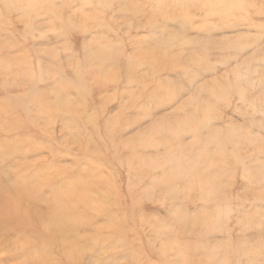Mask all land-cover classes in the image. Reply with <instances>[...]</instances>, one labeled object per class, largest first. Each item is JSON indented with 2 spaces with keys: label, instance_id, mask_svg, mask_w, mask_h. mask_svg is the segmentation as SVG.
Wrapping results in <instances>:
<instances>
[{
  "label": "rangeland",
  "instance_id": "1",
  "mask_svg": "<svg viewBox=\"0 0 264 264\" xmlns=\"http://www.w3.org/2000/svg\"><path fill=\"white\" fill-rule=\"evenodd\" d=\"M159 1L0 0V264H264V0Z\"/></svg>",
  "mask_w": 264,
  "mask_h": 264
},
{
  "label": "bare ground",
  "instance_id": "2",
  "mask_svg": "<svg viewBox=\"0 0 264 264\" xmlns=\"http://www.w3.org/2000/svg\"><path fill=\"white\" fill-rule=\"evenodd\" d=\"M155 1H156V0H155ZM157 1H158V0H157ZM160 1H162V0H160ZM160 1H159V2H160ZM204 1L207 2V0H204ZM214 1H218V3L215 4L214 7H212V8H213V9H217L219 12L222 11V12H224V13H230L232 10H235V11H236V10L239 11V10H241V9H244V10H245L247 6L251 5V4H249V3H247L248 5H246L245 3L242 2V0H226V1H224V0H214ZM224 2H226V3H224ZM157 3H158V2H156V4H157ZM163 3H164V2H163ZM166 3H167V2H166ZM222 3H223V4H222ZM260 3H261V2H260ZM221 4H222V5H221ZM261 5H262V4H261ZM160 6H163V5L161 4ZM253 6H254V5H253ZM158 7H159V5H158ZM161 8H164V7H161ZM262 8H263V7H262ZM249 11H250V9H249ZM256 11H257V10H256ZM174 12H175V11H174ZM181 12H182V11H181ZM222 12H221V13H222ZM236 12H237V11H236ZM252 12H253V11H252ZM177 13H178V11H177ZM246 13H247V12H246ZM254 13H255V12H254ZM178 14H179V13H178ZM180 14H181V13H180ZM248 14H249V13H248ZM185 15H186V14H185ZM185 15H184V16H185ZM178 16H179V15H178ZM180 16H181V15H180ZM186 16H187V15H186ZM244 17H245V16H244ZM176 19H177V17H176ZM101 42H102V41H101ZM105 42H106V41H105ZM100 48H103V49H104V45H103V47L101 46ZM153 48H154V47H153ZM91 49H92V48H91ZM154 49H155V48H154ZM154 49H148V50L144 51L142 57H144V58L151 57V58H152L151 62H153L152 65H153V64H154V65H155V64L157 65V64H159L158 62L161 61V60H160V59H161V55H159L160 53L157 54V53L154 51ZM87 50H88V49H87ZM97 50H98V49H97ZM83 51H84V50H83ZM85 51H86V50H85ZM85 51H84V52H85ZM98 51L101 52L100 50H98ZM102 51H105V49L102 50ZM96 52H97V51H96ZM203 53H204V52H203ZM84 54L86 55V53H84ZM102 54L104 55V53H102ZM82 55H83V54H82ZM87 55H90V54L87 52ZM87 55H86V56H87ZM100 55H101V54H100ZM205 55H206V52H205ZM98 56H99V55H98ZM108 56H109V55H108ZM108 56H107V59H108ZM194 56H195V55H194ZM99 57H100V56H99ZM99 57H98V58H99ZM105 57H106V55H105ZM101 58H102V59H101ZM103 58H104V57L102 56V57L99 58V60L101 61V60H103ZM77 59H79V58H77ZM77 59H76V60H77ZM87 59L89 60V58H87ZM104 59H105V58H104ZM141 59H142V58H141ZM192 59H193V58H192ZM8 60H9L8 62H10V59H8ZM13 60H15V59H13ZM97 60H98V59H97ZM162 60H164V59H162ZM196 60H197V59H196ZM103 61H104V60H103ZM106 61H107V60H106ZM197 61H198V60H197ZM77 62H78V61H77ZM98 62H99V61H98ZM101 62H102V61H101ZM189 62H190V61H189ZM79 63H80V62H79ZM79 63H78V65H79ZM88 63H90V65L94 64V63H91V62H88ZM86 65H88V64H86ZM76 67H77V66H76ZM85 67H86V66H85ZM85 67H84V69H85ZM90 67H91V66H90ZM109 68H110V67H109ZM86 69H87V67H86ZM88 69H89V66H88ZM88 69H87V70H88ZM90 69H93V67L90 68ZM97 69H99V68H97ZM97 69H96V70H97ZM24 70H25V69H24ZM96 70H95V71H96ZM98 71H99V70H98ZM93 74H94V73H93ZM95 75H96V73H95ZM165 79H166V78H165ZM160 80H161V79H160ZM162 80H163V83L166 82V81H164V79H162ZM167 82H169V81H167ZM167 82H166V83H167ZM171 83H172V82H171ZM159 84H162L161 81H159ZM165 85H167L166 88H165V90H164V91L166 92V89L168 88V84H165ZM172 85H173V83H172ZM161 86H163V85H161ZM157 89H159V88H157ZM168 89H169V88H168ZM171 89H172V88H171ZM54 91H55V90H54ZM56 91H57V90H56ZM160 91H161V89H160ZM167 91H168V90H167ZM156 92H159V91L156 90ZM156 92H154V95H155ZM34 94H35V93H34ZM34 94H33V96H34ZM39 94H40V93H39ZM42 94H45V92L41 93L40 95H42ZM46 94H47V93H46ZM28 95H29V94H28ZM37 95H38V93H37ZM159 95H161V94H159ZM33 96H31V99H32ZM150 96H151V95H150ZM150 96H149V97H150ZM163 96H164V95H163ZM37 97H39V96H37ZM47 97H48V96H47ZM158 97H160V96H158ZM35 98H36V97H35ZM162 98H164V97H162ZM41 99H42V98H41ZM41 99H40V100H41ZM48 99H49V98H48ZM51 99H52V98H51ZM154 99H155V98H154ZM21 100H22V99H21ZM21 100H20V101H21ZM52 100H53V99H52ZM23 101H24V100H22V102H23ZM37 101H38V100H37ZM41 101H42V100H41ZM50 101H51V100H50ZM152 101H153V100H152ZM39 102H40V101H39ZM44 102H49V100L47 101V100L45 99ZM199 102H200V101H199ZM1 103H2V102H1ZM3 103H4V102H3ZM49 103H53V102H49ZM4 104L6 105L7 103H4ZM41 104L43 105L42 102H41ZM45 104H46V103H45ZM54 104H56V103L54 102ZM2 105H3V104H2ZM51 105H52V104H51ZM9 106H10V105H9ZM45 106H46V105H45ZM45 106H44V108H45ZM25 107H27V106H25ZM51 107L53 108V106H51ZM49 108H50V107H49ZM52 108H51V109H52ZM55 108H56V107H55ZM45 109H46V108H45ZM40 110H41V109H40ZM57 110H59V109H57ZM38 112H39V111H38ZM55 112H56V110H55ZM58 112H59V111H58ZM58 112H57V113H58ZM55 114H56V113H55ZM190 119H191V118H189L188 120H190ZM192 122H193V120L190 121V122L187 121L188 124L186 123V126L188 125V129H190V131L194 128L193 133H195V132L197 133V131H196V127H197L198 124H200V123L196 122V125L193 126V128H191V123H192ZM70 125H71V124H70ZM184 127H185V126H184ZM186 128H187V127H186ZM184 129H185V128H184ZM167 133H168V132H167ZM251 134H252V133H251ZM167 136H168V135H167ZM248 136H249V135H248ZM248 136L246 135L245 137H248ZM138 139H139V138H138ZM148 139H149V137H148ZM169 139H170V138H169ZM149 140H150V139H149ZM166 140H167V139H166ZM174 140H175V139H174ZM241 140H242V139H241ZM151 141H152V140H150L149 143H151ZM171 141H172V140H171ZM153 142H154V141H152V143H153ZM165 142H166V141H165ZM168 142H170V141H168ZM173 142L175 143V141H173ZM147 143H148V142H147ZM166 143H167V142H166ZM136 144H137V143H136ZM141 144H142V143H141ZM172 144H173V143H172ZM179 145H181V144H179ZM182 146H183V145H182ZM182 146H181V147H182ZM177 150H178V149H177ZM178 151H179V150H178ZM180 152H181V151H180ZM182 152H183V151H182ZM196 158H197V157H196ZM199 158H200V157H199ZM223 159H227V157H226V158H223ZM141 160H142V159H141ZM261 160H262V159H261ZM138 161H139V160H138ZM192 161H193V160H192ZM250 161H251V160H250ZM133 162H134V161H133ZM140 162H141V161H140ZM134 163H135V162H134ZM136 163H137V162H136ZM194 163L196 164L197 162H194ZM194 163H193V164H194ZM191 164H192V162H191ZM244 164H246V163H244ZM248 164L250 165L251 163L249 162ZM256 164H257V163H256ZM263 164H264V163H263ZM249 165H247V166H249ZM252 165H253V163H252ZM258 165H259V164H258ZM193 166H196V165H193ZM247 166L245 167V169H247ZM255 166H256V165H255ZM49 167H50V166H49ZM180 167H181V166H180ZM43 168H45V167H43ZM144 168H145V167H144ZM248 168H249V167H248ZM250 168H253V166L250 167ZM255 168H256V167H255ZM261 168H262V166H261ZM261 168H260V169L257 168L258 172L256 171V174H258V175L256 176V174H255V176H254L255 178H256V177L264 178V173H262V172H264V171L262 170V172H261ZM263 168H264V165H263ZM41 169H42V168H41ZM41 169H40V172H41ZM50 169H52V168H50ZM253 169H254V168H253ZM43 170H45V169H43ZM47 171H48V170L46 169L45 173H43V174H46ZM50 171H52V170H50ZM195 171H196V170H195ZM254 171H255V170H254ZM187 172H188V171H187ZM193 172H194V171H193ZM245 172H247V170H246ZM248 172H249V169H248ZM259 172H260V173H259ZM252 173H253V172H252ZM254 173H255V172H254ZM48 174H49V172L47 173V175H48ZM191 174H192V173H191ZM193 174L195 175V173H193ZM193 174H192V175H193ZM41 175H42V174H41ZM47 175H46V176H47ZM44 176H45V175H44ZM184 176H185V174H184ZM247 176H248V179H250V178H249V174H248ZM31 177H32V175H31ZM34 177H36V176H33V177H32V181H30V182H34V181H33V178H34ZM42 177H43V175L41 176V178H42ZM188 177H189V176H188ZM195 177H196V176H195ZM26 178H28V177H26ZM37 178H38V177H37ZM37 178H34V179L37 180ZM77 178H78V177H77ZM77 178H74V179H75V182L77 181V180H76ZM255 178H253V180H255ZM260 178H258V181L260 180ZM22 179H23V178H22ZM24 179H25V178H24ZM39 179H40V176H39ZM78 179H79V178H78ZM248 179H247V180H248ZM82 180H83V179H82ZM189 180H190V179H189ZM192 180H193V179H192ZM261 180H263V182H264V179H261ZM78 181H80V180H78ZM78 181H77V182H78ZM185 181H186V176H185ZM255 181H256V180H255ZM247 182H248V181H247ZM71 183H73V185H74V186H73L74 189H72V190H78L79 185H75L74 182H71ZM71 183H70V186H71ZM87 183H88V182H87ZM162 183H163V182H162ZM243 183H244V182H243ZM259 183H261V186H263V185H262L263 183H262L261 181H260ZM259 183H258V184H259ZM29 184L31 185V183H28V182L26 181L25 185H26L27 187L30 186ZM32 184H34V183H32ZM76 184H80V183L78 182V183H76ZM89 184H90V182H89ZM91 184H92V183H91ZM163 184H164V183H163ZM163 184L160 185V186L163 187ZM184 184H185V183H184ZM184 184H183V185H184ZM189 184H190V183H189ZM191 184H192V183H191ZM244 184H245V186H248V185H249L248 183H247L248 185H247L246 183H244ZM252 184H253V182H252L250 185H252ZM255 184L258 185L257 182H255ZM255 184H253V185H255ZM20 185H21V184H20ZM23 185H24V184H23ZM23 185H22L21 187H25V186H23ZM164 185H165V184H164ZM250 185H249V186H250ZM253 185H252V186H253ZM256 185H255V186H256ZM34 186H35V184H34ZM75 186H76V187H75ZM77 186H78V188H77ZM249 186H248V187H249ZM258 186H259V185H258ZM21 187H19V188H21ZM73 187H72V188H73ZM82 187H83V186H82ZM164 187H166V186H164ZM164 187H163V188H164ZM259 187H260V186H259ZM17 188H18V186H17ZM19 188H18V189H19ZM166 188H167V187H166ZM185 188H186V187H185ZM257 188H258V187H257ZM261 188H262V187H260V188H258V189L260 190ZM18 189H16L17 191H15V192L18 193L19 191H22L23 188H21V190H19V191H18ZM80 189H82V188H80ZM80 189H79V190H80ZM189 189H190V188H189ZM262 189H263V188H262ZM27 190H28V189H26V192H27ZM33 190L35 191V189H33ZM72 190H71L69 193L73 192ZM169 190H170V189H169ZM184 190H185V189H184ZM24 191H25V189L23 190V192H24ZM81 191H83V192H81ZM81 191H80V193H83L82 196H83V195H86V194H84V193H86V192H88L87 194H90L89 191H86V192H85V190H81ZM167 191H168V190H167ZM208 191H209V190H208ZM248 191H249V190H248ZM261 191H264V189L261 190ZM23 192H22V193H23ZM31 192H32V191H31ZM31 192H30V190H28V197H29V196H32V194L34 193V192H32V194L29 195ZM67 192H68V191H67ZM76 192H77V193H76ZM76 192H74V193H76V195H78V192H79V191H76ZM181 192H182V191H181ZM259 192H260V191H259ZM22 193H20V194H22ZM69 193H68V194H69ZM74 193H73V194H74ZM248 193H250V192H248ZM257 193H258V192H257ZM260 193H261V192H260ZM262 194H263V192H262ZM18 195H19V194H18ZM23 195H25V194H23ZM249 195H251V194H249ZM11 196H12V195H11ZM21 196H22V195H21ZM26 196H27V194H26ZM26 196L22 197V199H25ZM69 196H70V195H69ZM69 196H68V197H69ZM74 196H75V194H74ZM82 196H81V195H78V198H77L78 200H75V201H77V202L79 201V202H80V200H82V199L84 198V197H82ZM252 196H253V195H252ZM252 196H251V197H252ZM12 197L14 198V196H12ZM12 197H11V198H12ZM17 197H18V196H17ZM59 197H60V193H59V194H56V195L54 196V198L52 197V198H53V202H52V204H54V201H55V200H58ZM80 197H81L82 199H81ZM85 197H87V196H85ZM89 197H90V196H89ZM263 197H264V196H263ZM11 198H10V199H11ZM70 198H71V197H70ZM79 198H80V199H79ZM255 198H256V197H255ZM7 199H8V197H7ZM14 199L16 200V198H14ZM14 199H13V200H14ZM19 199H20V198H19ZM74 199H76V198L74 197ZM88 199H89V198H88ZM90 199H91V198H90ZM205 199H206V198H205ZM15 200H14V201H15ZM71 200H72V199H71ZM71 200L69 199V201H71ZM259 200H262V198L259 199ZM11 201H12V200H11ZM16 201H17V200H16ZM16 201H15V203H16ZM18 201H19V200H18ZM58 201H59V200H58ZM73 201H74V200H73ZM73 201H71V203H72ZM82 201H84V200H82ZM85 201H86V200H85ZM204 201H205V200H204ZM262 201H264V200H262ZM55 202H56V201H55ZM4 203L8 204V202H6V199H5V202H4ZM81 203H82V202H81ZM263 203H264V202H263ZM263 203H261V204H263ZM6 204H5V207L8 209L7 206H8L9 204H8L7 206H6ZM12 204H13V203H12ZM55 204H56V203H55ZM55 204H54V206H56ZM57 204H58V206L60 207V205H59L60 202L57 203ZM18 205H19V204H18ZM224 205H225V204H224ZM12 206H13V205H12ZM50 206H51V205H50ZM58 206H57V207H58ZM225 206H226V207H225ZM225 206H224L225 208H229L230 204H229V206H228V205H225ZM227 206H228V207H227ZM259 206H260V205H259ZM5 207H4V208H5ZM17 207H18V206H17ZM59 207H58V208H59ZM61 207H62V206H61ZM256 207H257V206H256ZM2 208H3V206H2ZM4 208H3V209H4ZM54 208H55V207H54ZM257 208H259V207H257ZM18 209H19V208H18ZM47 209H48V208H47ZM60 209H61V208H59L58 210L60 211ZM63 209H64V208L62 207L61 210H63ZM253 209H255V208L253 207ZM65 210H66V209H65ZM223 210H224V209H223ZM260 210H262V209H260ZM4 211H7V213H8V210H5V209H4ZM18 211H19V210H18ZM18 211H17V212H18ZM224 211H225V210H224ZM252 211H253V210H252ZM262 211H264V210H262ZM9 212H10V211H9ZM22 212H23V211H22ZM55 212H56V211H55ZM61 212H62V211H61ZM61 212H60V214H61ZM67 212H68V210H67ZM220 212L223 213L222 210H220L219 213H220ZM226 212H228V210H226ZM23 213H24V212H23ZM56 213H57V212H56ZM63 213H64V212H63ZM63 213H62V214H63ZM69 213H70V211H69ZM69 213H68V214H67V213H66V214L64 213V214L67 216V215H69ZM73 213H74V211H73ZM221 213H220V216H221V215H225V213H224V214H221ZM16 214H17V213H16ZM25 214H26V213H25ZM44 214H45V216H46L47 212H46V213H43V216H44ZM51 214H52V213H51ZM62 214H61V215H62ZM64 214H63L62 216L65 217ZM78 214H79V213L76 212V213H75L76 216H75V215H74V216H75L76 218H78V216H80V214H79V215H78ZM5 215H6V214H5ZM77 215H78V216H77ZM257 215H258V214H257ZM7 216H9V215H7ZM7 216H5V217H7ZM24 216H25V215H24ZM26 216H27V214H26ZM52 216H53V217L55 216L56 218L58 217V215H53V214H52ZM70 216H71V215H70ZM72 216H73V214H72ZM72 216H71V217H72ZM226 216H227V215H225L224 217H226ZM253 216H254V215H253ZM53 217H50V216H49V218H53ZM59 217H60V216H59ZM81 217H83V216H81ZM224 217H223V218H224ZM19 218H20V216H19ZM49 218H48V219H49ZM56 218H53V219H56ZM61 218H62V217H61ZM79 218H80V217H79ZM252 218H253V217H252ZM10 219H11V216H10ZM16 219H17V217H16ZM59 219H60V218H59ZM63 219H64V218H63ZM72 219H73V218H72ZM82 219H84V218H82ZM82 219H81V220H82ZM247 219H248V218H247ZM255 219H256V216H255ZM19 220H20V219H19ZM26 220H27V219H26ZM49 220H50V219H49ZM57 220H58V218H57ZM76 220H77V219H76ZM189 220H190V219H188V221H189ZM256 220H257V219H256ZM58 221H59V220H58ZM60 221H62V220H60ZM66 221H67V218H66ZM70 221H72V220L70 219ZM78 221H79V220H78ZM78 221H77V223H79L78 225L81 226L82 223H81L80 221H79V222H78ZM83 221H84V220H83ZM83 221H82V222H83ZM190 221H191V220H190ZM190 221H189V223H190ZM239 221H240V220H239ZM261 221H262V224H263V220H261ZM37 222H38V221H37ZM37 222H35V224H36ZM46 222L48 223L47 220H46ZM50 222H54V223H56V220H54V221H51V220H50ZM62 222H63V221H62ZM64 222H65V220H64ZM67 222H68V221H67ZM73 222L75 223V221H73ZM253 222H254V221H253ZM253 222H252V223H253ZM256 222H257V221H256ZM39 223H40V222H38V224H39ZM47 223H46V224H47ZM77 223H76V224H77ZM80 223H81V224H80ZM83 223H85V222H83ZM187 223H188V222H187ZM187 223H186V224H187ZM191 223H192V221H191ZM191 223H190V224H191ZM197 223H198V222H197ZM202 223H203V222H202ZM250 223H251V222H250ZM258 223H259V220H258ZM50 224H52V223H50ZM57 224H59V222L56 223V226H55V227L58 226ZM60 224H61V223H60ZM60 224H59V226H60ZM190 224H189V225H190ZM41 225H42V224H41ZM43 225H44V223H43ZM54 225H55V224H53V226H54ZM62 225L64 226L65 224H62ZM184 225H185V224H184ZM189 225H187V227H188ZM45 226H46V225H45ZM48 226H49V225H48ZM50 226H51V225H50ZM185 226H186V225H185ZM245 226H246V224H245ZM247 226H248V225H247ZM254 226H255V225H253V227H254ZM261 226H262V225H261ZM248 227H249V226H248ZM251 227H252V224H251ZM253 227H252V228H253ZM262 227L264 228V226H262ZM188 228H189V227H188ZM254 228H255V227H254ZM257 228H258V227H257ZM186 229H187V228H186ZM186 229H185V230H186ZM259 229H260V228H259ZM191 230H192V226H191ZM61 238H62V237H61ZM59 240H61V239L59 238L58 241H59ZM61 242H62V241H61ZM62 243H63V242H62ZM58 244H59V243H58ZM73 246H74V244H73ZM63 247H64V246H63ZM75 247H76V246H75ZM75 247H74V248H75ZM45 248H46V247H45ZM45 248H44V249H45ZM104 248H105V247H104ZM109 248H111V246H109ZM63 249H64V248H62V251H63ZM106 249H107V247H106ZM38 250H39V249H38ZM76 250H79V249H76ZM37 253L40 254V255H39V254H38V255H39L41 258H44V257H45V255H44L45 252H41V251L39 252V251H38ZM42 253H43V254H42ZM131 253H132V252H131ZM134 253H135V251H134ZM144 253H145V252H144ZM135 254H136V253H135ZM145 254H146V253H145ZM31 255H32V254H31ZM31 255H30V256H31ZM35 255H36V252H34V255H32L30 258L32 259V257H35ZM36 256H37V255H36ZM47 256H48V255H47ZM129 256H130V255H129ZM130 257H131V256H130ZM132 257H133V255H132ZM132 257H131L130 259H132ZM35 258H36V257H35ZM41 258H39V259H41ZM31 259H29V260H31ZM37 259H38V257H37ZM45 259H46V257H45ZM135 259H136V257H135ZM33 260H34V259H33ZM33 260H32V261H33ZM66 260H68V259L66 258ZM68 261H70V260H68ZM130 261H131V260H130ZM132 261H134V259H133ZM135 261H136V260H135ZM33 262L35 263V261H33ZM33 262H32V263H33ZM44 262H46V261H44ZM47 262H48V261H47ZM55 262H56V261H55ZM72 262H73V261H72ZM27 263H28V262H26V264H27ZM38 263H39V260H38L37 264H38ZM52 263H53V262H52ZM29 264H30V262H29ZM43 264H44V263H43ZM45 264H46V263H45ZM47 264H48V263H47ZM50 264H51V263H50ZM54 264H55V263H54ZM79 264H80V263H79ZM135 264H136V263H135ZM217 264H218V263H217Z\"/></svg>",
  "mask_w": 264,
  "mask_h": 264
}]
</instances>
